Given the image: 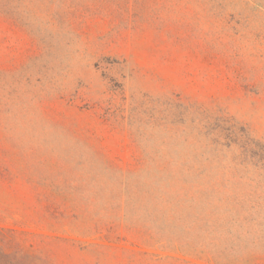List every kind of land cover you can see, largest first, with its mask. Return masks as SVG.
<instances>
[{"label":"rangeland","instance_id":"rangeland-1","mask_svg":"<svg viewBox=\"0 0 264 264\" xmlns=\"http://www.w3.org/2000/svg\"><path fill=\"white\" fill-rule=\"evenodd\" d=\"M0 264H264V0H0Z\"/></svg>","mask_w":264,"mask_h":264}]
</instances>
